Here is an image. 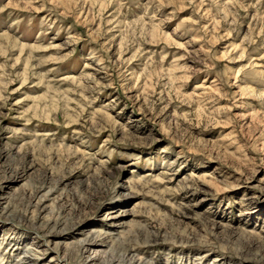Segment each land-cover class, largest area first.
<instances>
[{
	"label": "rangeland",
	"instance_id": "rangeland-1",
	"mask_svg": "<svg viewBox=\"0 0 264 264\" xmlns=\"http://www.w3.org/2000/svg\"><path fill=\"white\" fill-rule=\"evenodd\" d=\"M0 264H264V0H0Z\"/></svg>",
	"mask_w": 264,
	"mask_h": 264
}]
</instances>
